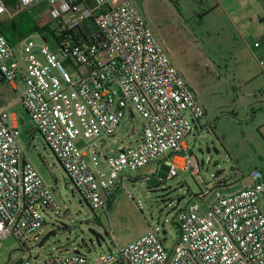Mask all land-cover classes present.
<instances>
[{
	"label": "built area",
	"instance_id": "obj_1",
	"mask_svg": "<svg viewBox=\"0 0 264 264\" xmlns=\"http://www.w3.org/2000/svg\"><path fill=\"white\" fill-rule=\"evenodd\" d=\"M41 1L19 0V6L27 10ZM46 1L38 21L55 22V35L12 44L0 30V74L24 84L23 107L83 199L97 209L120 189L131 196L129 173L160 161L169 166V178L190 172L205 187L177 212L179 236L171 248L150 227L94 262L75 251L42 260L24 256L22 264H264V171L253 169L231 194L215 189L223 183L200 177L186 137L205 108L134 3ZM6 13L0 0V18ZM126 115L141 117L140 137L101 160L106 139ZM19 134L16 113L0 110V240L26 238L43 226L48 210L64 214Z\"/></svg>",
	"mask_w": 264,
	"mask_h": 264
},
{
	"label": "rangeland",
	"instance_id": "obj_2",
	"mask_svg": "<svg viewBox=\"0 0 264 264\" xmlns=\"http://www.w3.org/2000/svg\"><path fill=\"white\" fill-rule=\"evenodd\" d=\"M131 1L205 108V115L186 137L190 153L200 163V177L209 184L223 183L215 188L223 194L240 190L253 169L264 171V73L259 63L249 56L244 63L241 41L235 38L215 0ZM45 5L46 0L36 10ZM29 37L41 43L38 33ZM10 109L17 116L19 143L53 186L54 199L64 214L48 210L43 226L26 238L0 240V264H12L24 256L42 260L51 254L68 256L75 251L94 262L150 227L158 231L167 247H173L179 236L177 212L205 187L199 177L179 171L169 178V166L164 161L154 162L129 173L125 186L131 196L120 189L111 202L92 209L18 97ZM141 124L139 115H126L114 136L106 139L101 160L105 153L113 154L119 147L134 143L141 135ZM210 196L203 201L204 210Z\"/></svg>",
	"mask_w": 264,
	"mask_h": 264
},
{
	"label": "crops",
	"instance_id": "obj_3",
	"mask_svg": "<svg viewBox=\"0 0 264 264\" xmlns=\"http://www.w3.org/2000/svg\"><path fill=\"white\" fill-rule=\"evenodd\" d=\"M215 1L216 8L226 17L227 23L233 28L235 38H239L241 41L244 51V63L247 64V56H249L251 61L259 63L264 73V65L261 66V62L264 61V0ZM41 3L42 1L33 8L36 10ZM44 7L31 12L35 23L39 25L38 17ZM20 10V6L16 11L9 12L8 9V12L11 14L9 16L16 15ZM18 41L12 44H16ZM23 87L24 84L22 82H17V84L9 83L0 74V110L13 112L10 109L11 103L16 97L21 102Z\"/></svg>",
	"mask_w": 264,
	"mask_h": 264
},
{
	"label": "trees",
	"instance_id": "obj_4",
	"mask_svg": "<svg viewBox=\"0 0 264 264\" xmlns=\"http://www.w3.org/2000/svg\"><path fill=\"white\" fill-rule=\"evenodd\" d=\"M4 1L9 11H16L19 9V0ZM0 30L11 43H15L16 41L28 37L34 33L41 34L45 39H51V37L55 35L56 23L49 22L48 24L40 26L39 24L35 23L33 15L29 10H20L12 17H6V15L2 16L0 18ZM79 33L83 36H86L82 30L81 32L79 31ZM111 200L108 202H111Z\"/></svg>",
	"mask_w": 264,
	"mask_h": 264
},
{
	"label": "water",
	"instance_id": "obj_5",
	"mask_svg": "<svg viewBox=\"0 0 264 264\" xmlns=\"http://www.w3.org/2000/svg\"><path fill=\"white\" fill-rule=\"evenodd\" d=\"M23 258H19L18 260L14 261L12 264H22Z\"/></svg>",
	"mask_w": 264,
	"mask_h": 264
}]
</instances>
